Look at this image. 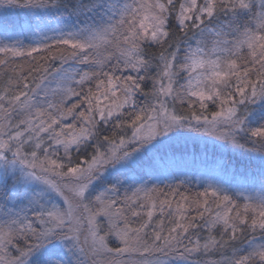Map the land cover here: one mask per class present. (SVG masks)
Returning a JSON list of instances; mask_svg holds the SVG:
<instances>
[{
  "label": "snow or ice",
  "instance_id": "6c2138e0",
  "mask_svg": "<svg viewBox=\"0 0 264 264\" xmlns=\"http://www.w3.org/2000/svg\"><path fill=\"white\" fill-rule=\"evenodd\" d=\"M0 264H264V0H0Z\"/></svg>",
  "mask_w": 264,
  "mask_h": 264
},
{
  "label": "trees",
  "instance_id": "16d2710c",
  "mask_svg": "<svg viewBox=\"0 0 264 264\" xmlns=\"http://www.w3.org/2000/svg\"><path fill=\"white\" fill-rule=\"evenodd\" d=\"M186 163V165H187V167H192L193 166V164H192V162L191 161H187V162H185ZM199 165V162L197 161V166ZM193 182H195V181H193Z\"/></svg>",
  "mask_w": 264,
  "mask_h": 264
},
{
  "label": "rangeland",
  "instance_id": "374dc122",
  "mask_svg": "<svg viewBox=\"0 0 264 264\" xmlns=\"http://www.w3.org/2000/svg\"><path fill=\"white\" fill-rule=\"evenodd\" d=\"M13 15L15 16L16 14H13ZM19 15L22 16L23 14L21 13V14H19ZM198 162H199V161H198ZM185 164H186V163L183 162L181 166L183 167ZM193 183L195 184V182H193Z\"/></svg>",
  "mask_w": 264,
  "mask_h": 264
}]
</instances>
